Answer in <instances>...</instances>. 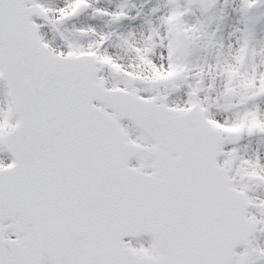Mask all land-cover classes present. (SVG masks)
Returning a JSON list of instances; mask_svg holds the SVG:
<instances>
[{
    "label": "snow or ice",
    "instance_id": "obj_1",
    "mask_svg": "<svg viewBox=\"0 0 264 264\" xmlns=\"http://www.w3.org/2000/svg\"><path fill=\"white\" fill-rule=\"evenodd\" d=\"M0 264H264V0H0Z\"/></svg>",
    "mask_w": 264,
    "mask_h": 264
}]
</instances>
